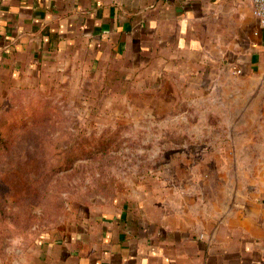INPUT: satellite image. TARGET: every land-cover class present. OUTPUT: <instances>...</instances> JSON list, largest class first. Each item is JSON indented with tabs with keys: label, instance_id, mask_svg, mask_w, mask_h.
I'll use <instances>...</instances> for the list:
<instances>
[{
	"label": "rangeland",
	"instance_id": "1",
	"mask_svg": "<svg viewBox=\"0 0 264 264\" xmlns=\"http://www.w3.org/2000/svg\"><path fill=\"white\" fill-rule=\"evenodd\" d=\"M253 39L240 61L198 71L81 54L1 79L0 264H49L53 245L123 208L190 228L263 209L264 55Z\"/></svg>",
	"mask_w": 264,
	"mask_h": 264
},
{
	"label": "crops",
	"instance_id": "2",
	"mask_svg": "<svg viewBox=\"0 0 264 264\" xmlns=\"http://www.w3.org/2000/svg\"><path fill=\"white\" fill-rule=\"evenodd\" d=\"M257 28L249 0H0V80L37 77L45 64L71 65L81 54L97 64L125 57L130 69L132 60L159 59L198 71L234 53L240 61L253 37L263 56ZM49 253V264H264V208L193 228L123 208Z\"/></svg>",
	"mask_w": 264,
	"mask_h": 264
},
{
	"label": "built area",
	"instance_id": "3",
	"mask_svg": "<svg viewBox=\"0 0 264 264\" xmlns=\"http://www.w3.org/2000/svg\"><path fill=\"white\" fill-rule=\"evenodd\" d=\"M252 5L253 15L258 21L256 35L264 34V0H249Z\"/></svg>",
	"mask_w": 264,
	"mask_h": 264
}]
</instances>
